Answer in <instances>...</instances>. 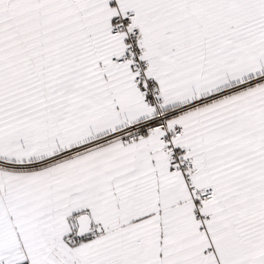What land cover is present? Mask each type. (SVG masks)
<instances>
[{
  "label": "snow or ice",
  "instance_id": "snow-or-ice-1",
  "mask_svg": "<svg viewBox=\"0 0 264 264\" xmlns=\"http://www.w3.org/2000/svg\"><path fill=\"white\" fill-rule=\"evenodd\" d=\"M0 264H264V0H0Z\"/></svg>",
  "mask_w": 264,
  "mask_h": 264
}]
</instances>
